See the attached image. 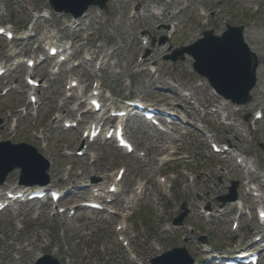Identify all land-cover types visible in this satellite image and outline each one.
Returning a JSON list of instances; mask_svg holds the SVG:
<instances>
[{
    "label": "rangeland",
    "instance_id": "obj_1",
    "mask_svg": "<svg viewBox=\"0 0 264 264\" xmlns=\"http://www.w3.org/2000/svg\"><path fill=\"white\" fill-rule=\"evenodd\" d=\"M137 3L142 5L140 15L134 9ZM154 6L159 10L165 6V10L157 14ZM69 20L68 15L54 13L46 0H0V24L15 28L18 38L31 36L28 43L19 40L7 43L0 39V63L6 60L9 64L11 53L43 60L46 39L50 36L59 39L62 45L65 38L69 42L66 47L73 45L68 53L76 58L57 75L49 74L54 60H46L34 71L43 86L39 88L36 111L28 106L25 68L0 81V91L13 87L0 97V141L30 144L49 160L51 181L47 188L74 190L97 177L98 183L104 182L106 186L109 176L120 167L126 168L127 174L120 185L121 196L112 205L115 209L122 208L123 195L130 194L137 182L144 183L143 198L128 210L125 234L130 238L128 249L137 264H148L152 257L174 247H184L195 264H203L202 245L197 241L200 236L208 234L206 242L213 249L228 250L262 235L255 219L253 198H248L253 220L248 222L240 217L237 232L231 229V221L238 217L235 210L209 222L201 217L199 210L208 204L215 210V198L226 193L230 180H238L242 187L246 176L229 157L212 154L207 143L210 137L219 144L229 142L246 160L253 161L248 177L260 178L256 183L264 194V118L253 121V114L264 104V0H188L177 5L174 0H111L106 11L90 7L78 28L71 26ZM172 22L177 23L174 33L167 30ZM225 24L245 28V41L260 60V74L257 91L249 104L236 107L228 103L220 110L222 99L213 94L204 78L192 71L189 57L176 62L165 61L164 57L195 41L204 30L220 34ZM140 38L148 44L144 46ZM161 39L166 42L158 45ZM13 45L16 49H9ZM144 59L148 60L146 65L141 63ZM75 76L87 82V94L90 82L100 80L102 87L116 97H142L173 108L184 123L174 121L176 128L169 126L171 135L141 125L135 130V124H130L131 138L144 157L125 155L111 143L100 140L84 158H76L73 153L81 129L65 131L61 120L54 124L56 129L50 125L61 103H64L61 111L66 112L65 119L78 120L74 106H70L73 101L64 98L67 82ZM221 119L230 126L223 125ZM87 121L84 120L82 128ZM174 150H177L175 161L158 167L157 159ZM220 168L228 174L222 175ZM158 170L160 174L174 173L176 177L174 181L172 176L166 177L170 186L162 192L155 185ZM177 170L182 172L177 175ZM211 173L217 174L214 182ZM11 174L15 177L9 178L10 187H16L19 170L8 175ZM105 175L108 179H102ZM239 194L241 198L244 196ZM89 198V190L76 191L60 201V206H73ZM183 202L191 211L184 226L165 232L163 227L179 213ZM17 208L0 215V264H34L38 253L49 254L61 264H134L117 241L114 227L119 219L116 217L88 210L71 219L66 214L52 216L53 208L45 201H33ZM136 215L140 217L136 219ZM32 247L34 250L30 251ZM13 255H19L20 260ZM260 264H264V258Z\"/></svg>",
    "mask_w": 264,
    "mask_h": 264
},
{
    "label": "water",
    "instance_id": "obj_2",
    "mask_svg": "<svg viewBox=\"0 0 264 264\" xmlns=\"http://www.w3.org/2000/svg\"><path fill=\"white\" fill-rule=\"evenodd\" d=\"M108 0H49L56 11L80 16L91 5L105 9ZM221 37H215L213 31L204 32L203 38L195 44L181 49L193 57L194 70L208 79L211 87L222 97L232 103L245 104L250 101L249 92L256 83L257 56L250 51L243 38V27L226 26ZM176 61V57H170ZM183 59V58H181ZM14 168L21 169V178L34 172L38 177L34 183L45 185L49 182L46 171L48 165L42 162L36 151L27 145H12L10 142L0 144V185L7 174ZM30 184V183H28ZM234 199V198H232ZM182 209L185 211L184 206ZM184 212L176 223L182 221ZM185 251L172 250L152 260V264H177L178 257L185 256ZM192 260L184 259L183 264H191ZM37 264H58L45 256ZM180 264V263H178Z\"/></svg>",
    "mask_w": 264,
    "mask_h": 264
},
{
    "label": "bare ground",
    "instance_id": "obj_3",
    "mask_svg": "<svg viewBox=\"0 0 264 264\" xmlns=\"http://www.w3.org/2000/svg\"><path fill=\"white\" fill-rule=\"evenodd\" d=\"M180 1H182V0H180ZM179 2V0H177V3ZM142 6L139 4V3H137L136 5H134V9L135 10H139L140 8H141ZM153 9H155V6L153 7ZM172 17V16H171ZM60 56H62V54L61 55H59V57ZM58 57V58H59ZM144 64H147V60H145L144 62H143ZM259 74H260V69L258 68V71H257V76H258V80H259ZM72 81H76V80H71L70 81V83L72 82ZM258 85V84H257ZM257 91V86H256V88L253 90V92H256ZM225 104L227 105V103L225 102ZM225 106V105H224ZM87 112H91V108H90V106H88V108H87ZM236 158H240V156H237ZM13 178L14 179V177H15V174H11V175H9V177L7 178V180H6V182L0 187V190H3L4 188H6V187H9V178ZM210 178H211V182H214V179L215 178H217V174L216 173H211V175H210ZM214 184V183H213ZM243 184H245L246 186L245 187H247V191L248 192H251L252 191V189H253V187H257L258 185H256L255 184V182H250L249 180L247 181V182H245V183H243ZM139 186H141V185H139ZM253 186V187H252ZM42 188V186H39V187H37V188H39V189H41ZM161 188H163L164 186H160ZM258 189L256 188V191H257ZM10 192H12V191H10ZM135 197V196H134ZM138 197V196H137ZM258 200L256 201L257 203H258V207L260 208L261 207V202H260V200L262 199V197H258L257 198ZM134 200H132V201H129V200H126V203H132ZM97 202V201H96ZM98 203V202H97ZM232 209V208H238L240 211L242 210L241 208H242V206H241V204L238 202V203H236V204H233V205H228V207L227 208H225V209ZM18 214V213H17ZM125 220H123V222H124ZM124 223H122L121 225H123ZM255 246H257V244H255ZM32 250H34V248L32 247L31 249H30V251H32ZM241 252H238L237 253V255L238 254H240ZM263 255H264V253H263ZM40 256V253H38L37 254V257H39Z\"/></svg>",
    "mask_w": 264,
    "mask_h": 264
}]
</instances>
